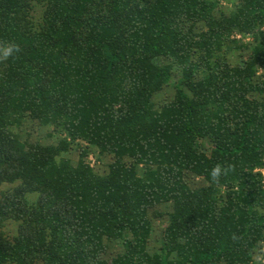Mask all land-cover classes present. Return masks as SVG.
I'll list each match as a JSON object with an SVG mask.
<instances>
[{"label": "trees", "instance_id": "trees-1", "mask_svg": "<svg viewBox=\"0 0 264 264\" xmlns=\"http://www.w3.org/2000/svg\"><path fill=\"white\" fill-rule=\"evenodd\" d=\"M262 170L264 0H0V264H253Z\"/></svg>", "mask_w": 264, "mask_h": 264}, {"label": "rangeland", "instance_id": "rangeland-1", "mask_svg": "<svg viewBox=\"0 0 264 264\" xmlns=\"http://www.w3.org/2000/svg\"><path fill=\"white\" fill-rule=\"evenodd\" d=\"M237 2V0H219V6L220 9L225 12V13H229L232 11L235 3ZM232 39L234 41H236L237 43L241 44L244 47H252V44L254 42L253 38L251 36H243L240 34H233L232 35ZM244 58L247 56V52H242ZM241 57L238 51H232V53L229 55V58L231 61L233 62H238L241 60ZM173 85V82H170V86ZM173 93V90L171 87H168L166 89L165 92H162L161 94L157 95L156 97H154V101L155 102H160L162 100H164L167 96H171V94ZM16 133H18L19 135H21L22 137L25 138L26 134H31L30 139L36 140L38 143L41 144H51L53 142H57L59 141L58 139H61V134H57L53 131L52 128H42L39 129L38 126L33 127V124L30 123L29 121H23L22 126L17 127L16 129ZM69 141V139H68ZM71 146L74 149L77 148V151L79 150V147H83V144L79 141H75L73 143H71ZM73 150L67 154L64 155L65 157H69L72 161H76L77 157L76 155L73 154ZM75 153V152H74ZM107 160L105 161L104 159H98L97 155L93 153L89 154L88 157L86 158V163L90 166V168L97 172V173H101L104 170L105 164H106ZM261 174L263 176L264 179V170L261 171ZM194 184H200L201 180L196 178L194 181ZM11 187L8 185H4L2 187H0V194L3 191H6L8 189H10ZM158 210H162L164 212L165 208L162 209V207L157 208ZM154 212V211H153ZM156 213V212H154ZM150 218H151V224H152V231H151V235L147 244V248L148 251L150 253H158L160 251V248L162 247V230H163V225L162 223L165 221L166 217L163 215V217H156L154 218L153 216H151V212L149 214ZM16 230H17V225L12 223V222H8L5 227L3 228V232L4 235L8 238H13L16 235ZM108 248H109V252H120L121 250V244L118 243H112V244H108ZM114 252V253H115ZM253 264H264V244H262L261 248H260V252L254 255L253 258Z\"/></svg>", "mask_w": 264, "mask_h": 264}, {"label": "clouds", "instance_id": "clouds-1", "mask_svg": "<svg viewBox=\"0 0 264 264\" xmlns=\"http://www.w3.org/2000/svg\"><path fill=\"white\" fill-rule=\"evenodd\" d=\"M17 49H16V46L14 44H9L7 45L6 47H4L3 49V55L5 57H7L8 55L12 54L13 52H15ZM218 169L217 170H213V173L212 175L215 176L216 173H217Z\"/></svg>", "mask_w": 264, "mask_h": 264}]
</instances>
